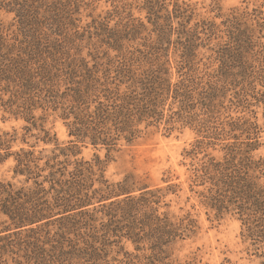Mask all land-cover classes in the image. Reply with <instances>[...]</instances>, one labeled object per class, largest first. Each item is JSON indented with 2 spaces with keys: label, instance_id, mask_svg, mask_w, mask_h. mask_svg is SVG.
<instances>
[{
  "label": "rangeland",
  "instance_id": "1",
  "mask_svg": "<svg viewBox=\"0 0 264 264\" xmlns=\"http://www.w3.org/2000/svg\"><path fill=\"white\" fill-rule=\"evenodd\" d=\"M151 83L167 88L160 115L131 142L70 134L73 107L93 112ZM246 156L263 160L264 188V0H0V185L48 191L75 163L100 162L109 187L96 182L106 192L67 229L60 215L16 227L0 211V264H39L43 249L59 264H264V239L212 207L203 179ZM128 196L148 207L111 212Z\"/></svg>",
  "mask_w": 264,
  "mask_h": 264
},
{
  "label": "trees",
  "instance_id": "2",
  "mask_svg": "<svg viewBox=\"0 0 264 264\" xmlns=\"http://www.w3.org/2000/svg\"><path fill=\"white\" fill-rule=\"evenodd\" d=\"M28 81L31 83L30 80ZM28 81L24 86L26 89L31 88ZM165 93L167 88L163 83H151L141 94H133L123 99L119 96L110 104L100 102L93 112L87 109L76 112L75 109L79 110V106L73 107L67 113L70 116L74 115L70 134L82 140L89 139L93 145L103 144L109 148L115 146V142L121 137L131 142L138 133L135 128L140 122L151 118L157 119L160 115L158 107ZM175 94H180L179 89L175 90ZM80 100L82 99H77V101ZM69 115H66V118ZM262 161H254L252 157L246 156L237 162L234 157L222 163H211L206 168L203 167V179L206 181L208 177L212 184L208 203L221 214L226 211H236L235 213L247 227L248 236L257 239H264V188L257 183L254 173L263 166ZM96 166L99 167L100 162L97 164L75 163V168L67 173V178H54L48 191H45L40 184L27 192L24 190L14 192L0 185L1 192L6 193V197L0 201V211L3 210L5 214H8L16 227L38 223L56 215H60L59 221L63 229H67L71 221L80 225L82 221L80 219L76 221L74 217L88 215L89 211L83 209L92 204L94 197L109 188L106 186L107 182L101 179L102 176L96 178ZM66 170L67 166H64V170L60 169L58 173L65 177ZM96 182L102 183L106 188L94 189ZM50 193H53L51 199L48 198ZM146 201L144 203L135 197L128 196L110 209L115 213L126 211L128 213L140 210L144 206L148 207ZM25 204H30V207H24ZM148 218H151V215ZM155 219L160 224L157 229L166 227L159 217ZM48 224L49 222L45 225ZM88 241L85 242L86 249H89L92 244ZM64 243H69L70 250L78 249L70 244L73 243L72 241L64 239V242H59L61 247L65 248ZM55 249L58 250V247ZM40 253L42 259L38 261L39 264H59L60 261H65L56 255H50L45 249ZM97 255L98 253L96 255L91 253L92 258H96Z\"/></svg>",
  "mask_w": 264,
  "mask_h": 264
}]
</instances>
